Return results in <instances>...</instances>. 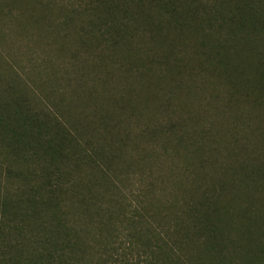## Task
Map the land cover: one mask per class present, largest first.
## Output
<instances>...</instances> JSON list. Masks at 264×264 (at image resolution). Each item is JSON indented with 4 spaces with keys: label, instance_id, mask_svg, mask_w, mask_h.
<instances>
[{
    "label": "trees",
    "instance_id": "obj_1",
    "mask_svg": "<svg viewBox=\"0 0 264 264\" xmlns=\"http://www.w3.org/2000/svg\"><path fill=\"white\" fill-rule=\"evenodd\" d=\"M11 17L0 264H264V0H0Z\"/></svg>",
    "mask_w": 264,
    "mask_h": 264
},
{
    "label": "rangeland",
    "instance_id": "obj_2",
    "mask_svg": "<svg viewBox=\"0 0 264 264\" xmlns=\"http://www.w3.org/2000/svg\"><path fill=\"white\" fill-rule=\"evenodd\" d=\"M16 25H17L16 17H11L9 19L0 20V36H1L0 37V53L5 55V57H6V53L9 54V52L11 51L12 52V53H10L11 57L7 56L8 60H11V62L13 60L14 63L20 64V60H22L24 58L23 52L29 46L23 50L19 49V47L24 46V45L27 46V41L29 39L26 36L22 35V34H24V32H22V34L19 33V30L16 27ZM33 32L34 31L29 27L27 34L29 35ZM42 50H44V51L42 52ZM38 51H40V53H37ZM50 51L51 50L48 48L43 49L41 47V49H36L37 55H34V56L37 59L46 60L47 58L45 56H47V54H49L50 58L57 59L58 56L55 55L54 52H50ZM44 53H46V55H44ZM31 54L33 55V54H35V52H32ZM31 54H30V52H28V53H25V56H28ZM32 58H34V57L32 56ZM62 60L63 59H61L60 61L58 60V62L61 63ZM14 65L16 66V64H14ZM56 67L58 68V66H56Z\"/></svg>",
    "mask_w": 264,
    "mask_h": 264
}]
</instances>
